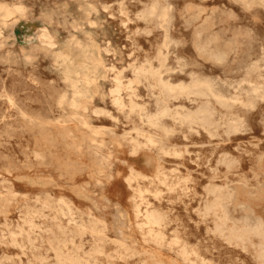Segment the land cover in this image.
Returning <instances> with one entry per match:
<instances>
[{"label": "rangeland", "instance_id": "obj_1", "mask_svg": "<svg viewBox=\"0 0 264 264\" xmlns=\"http://www.w3.org/2000/svg\"><path fill=\"white\" fill-rule=\"evenodd\" d=\"M193 263L264 264V0H0V264Z\"/></svg>", "mask_w": 264, "mask_h": 264}, {"label": "bare ground", "instance_id": "obj_2", "mask_svg": "<svg viewBox=\"0 0 264 264\" xmlns=\"http://www.w3.org/2000/svg\"><path fill=\"white\" fill-rule=\"evenodd\" d=\"M239 3V2H238ZM150 4V3H149ZM153 5V4H152ZM156 7H158L159 5L156 3ZM154 5L152 6V8H150L152 11H155L154 10ZM162 9V8H161ZM160 9V11H162L163 12V10H161ZM169 9V8H168ZM150 10V12H152ZM158 11V10H157ZM159 13V12H158ZM157 13V14H158ZM164 14V13H163ZM162 14V17L164 16ZM148 15H151V13L150 14H148ZM159 16V15H158ZM161 17V16H160ZM161 17V18H162ZM165 18H166V16H164ZM163 17V18H164ZM135 18V17H134ZM159 18V17H158ZM157 18V19H158ZM3 19V18H2ZM4 20V19H3ZM152 20V19H151ZM162 20V19H161ZM164 20V19H163ZM162 20V21H163ZM167 20V19H166ZM161 22V21H160ZM211 22V21H210ZM162 23V22H161ZM165 23H166V21H165ZM212 23V22H211ZM204 24V23H203ZM203 24H202V26H203ZM209 26H211V25H209ZM154 27V26H153ZM207 28H208V25L206 26ZM212 27V26H211ZM158 28V27H157ZM210 28V27H209ZM161 29V28H160ZM204 29H205V27H204ZM206 30V29H205ZM158 31V30H157ZM208 31H209V29H208ZM163 36V35H162ZM165 41V40H164ZM162 43V42H161ZM176 70H178L179 71V69H176ZM155 76V75H154ZM158 76V75H157ZM158 80V79H157ZM161 83V82H160ZM159 83V85H162V84H160ZM252 85V84H251ZM128 87V86H127ZM163 88V87H162ZM184 88V87H183ZM254 89V88H253ZM185 90V89H184ZM194 94V93H193ZM216 95V94H215ZM7 98V97H6ZM226 100V99H225ZM230 101V100H229ZM233 102V101H232ZM9 103V102H8ZM240 105V104H239ZM118 107V106H117ZM84 126V125H83ZM227 130V129H226ZM140 140V139H139ZM150 140V139H149ZM176 156V155H175ZM33 160V159H32ZM129 174V173H128ZM162 177V176H161ZM164 177V176H163ZM140 178V177H139ZM142 180V179H141ZM155 180V179H154ZM160 180V179H159ZM128 182V181H127ZM161 182V181H160ZM134 183H135V181H134ZM8 184V183H7ZM135 186V185H134ZM147 187H148V185H147ZM162 187V186H161ZM171 190V189H170ZM169 190V191H170ZM168 191V192H169ZM144 194H146V193H144ZM156 195V194H155ZM156 197V196H155ZM33 202H36V201H33ZM140 202V201H139ZM46 203V202H45ZM157 203V202H156ZM39 205H41V204H39ZM142 206V205H141ZM222 207V206H221ZM135 208V207H134ZM138 210H139V208H138ZM137 212V211H136ZM148 212V211H147ZM222 213L224 214V220H226V216H225V212H224V210H222ZM145 219H143V220H145V225H148L149 226V228L151 229L152 227H154V226H158L159 225V222H160V218L157 216V214H155V213H146L145 215ZM202 218V217H201ZM87 219V218H86ZM53 222V221H52ZM224 222V221H223ZM92 223V222H91ZM244 223V222H243ZM248 223V222H247ZM144 225V224H143ZM144 225V227H146ZM248 227V226H247ZM138 228V227H137ZM212 228V227H211ZM213 229V228H212ZM246 229V228H245ZM250 229V228H249ZM248 229V230H249ZM27 230V229H26ZM216 230V229H215ZM217 230H218V228H217ZM221 230V229H220ZM248 230H236V229H232L231 231H230V236H232V237H234V238H239V239H244L245 238V236L250 232V230L248 231ZM255 230H260V228L259 227H256L255 228ZM150 231V230H149ZM261 231V230H260ZM90 232V231H89ZM97 232V231H96ZM10 233V232H9ZM26 234V233H25ZM16 235V234H15ZM63 235V234H62ZM95 235V234H94ZM169 235V234H168ZM13 236V235H12ZM11 236V237H12ZM26 236H28V235H26ZM75 236V235H74ZM18 237V236H17ZM89 241H91V240H89ZM230 243V242H229ZM70 245V244H69ZM182 248V247H181ZM74 249V248H73ZM183 252V251H182ZM185 252V251H184ZM183 252V253H184ZM69 253V252H68ZM124 253V252H123ZM120 257V256H119ZM186 258V257H185ZM111 260V259H110ZM65 261V260H64ZM74 261V260H73ZM183 261V260H182ZM185 261V260H184ZM201 261V260H200ZM192 263V262H191ZM194 264V263H193ZM201 264V263H200Z\"/></svg>", "mask_w": 264, "mask_h": 264}]
</instances>
